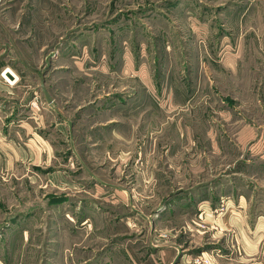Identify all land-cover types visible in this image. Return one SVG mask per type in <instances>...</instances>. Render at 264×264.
<instances>
[{"label": "rangeland", "instance_id": "obj_1", "mask_svg": "<svg viewBox=\"0 0 264 264\" xmlns=\"http://www.w3.org/2000/svg\"><path fill=\"white\" fill-rule=\"evenodd\" d=\"M0 59V264H222L263 208L264 0H0Z\"/></svg>", "mask_w": 264, "mask_h": 264}, {"label": "crops", "instance_id": "obj_2", "mask_svg": "<svg viewBox=\"0 0 264 264\" xmlns=\"http://www.w3.org/2000/svg\"><path fill=\"white\" fill-rule=\"evenodd\" d=\"M29 62V61H28ZM10 64L8 62H6L5 60L2 61L0 59V71L6 69V68H10L7 67ZM12 67H16L14 69H16V71H18L19 73L22 72L21 76L23 77V70L19 67V66H12ZM11 70H13L12 68H10ZM14 71V70H13ZM15 72V71H14ZM16 73V72H15ZM9 74V72H8ZM17 74V73H16ZM18 75V74H17ZM21 76L18 75L19 80L21 79ZM19 82V81H18ZM13 83L12 85L9 83H0V91L6 92L8 93L12 100L15 102H22L24 101L25 97H23V93L22 89L23 88L19 85V83ZM16 84V85H15ZM50 95L53 98V101H55L54 99V95L52 92V89L50 88V85L47 84ZM20 89V92H19ZM46 104H48V101H46ZM51 105H53V103H51ZM16 108V106L13 107H9L8 110L13 111ZM46 107L45 105L43 106V111H42V122L45 120L44 119V114L46 113ZM33 114H35L34 111L29 110V112L27 113V116L20 118L21 120L25 121L23 123H27V121L31 120V117ZM18 117L19 114H16ZM36 115V114H35ZM19 120V119H18ZM12 124H15L17 122L16 119H12ZM33 121V120H32ZM31 121V122H32ZM0 122H2L0 120ZM15 122V123H14ZM29 124V123H28ZM31 127V126H30ZM32 150V149H31ZM31 155H35L31 154ZM47 156L50 155V152H48V154H46ZM256 196H254L252 194V196L249 198V200H247V198H245L243 195L240 198L236 199V209L233 210L234 213H236L233 217L236 219V221H229L230 222H237V224L234 223V227L233 230L235 231V233L233 232L232 234H228V233H224L223 235L226 236L225 237V241L224 246H223V251H224V255L222 256L223 259H221V263L222 264H243L246 262V260L249 258L251 259V263L250 264H264V246L261 244L262 239L264 238V200L263 203L261 204L263 206V208L261 210H256L254 212H252V216H249L248 212L250 211L249 206L252 204H257V201H259L257 198H255ZM207 204L211 203L209 199H205L204 200ZM232 202V200H229L226 204L230 205ZM229 203V204H228ZM255 214L256 217L254 216ZM239 223V224H238ZM254 223V224H253ZM233 224V223H232ZM229 225V224H228ZM227 225V226H228ZM231 223H230V227H231ZM233 236V237H232ZM188 239L190 240V242H195L198 240H201L200 237L195 238V236H193V234L190 236H188ZM234 240H236V242L234 243ZM153 239L151 242V245L149 246L150 248H154L156 246L153 245ZM179 246H183L182 244ZM196 247V246H195ZM189 248V247H187ZM186 248V249H187ZM179 247L177 248L174 245L169 246H161L159 248H156V250L151 251L150 255L146 254L145 256L141 257L138 261L135 259L133 260L134 263L132 264H150L152 263L151 260L152 258H156L157 260H160L162 264H172L178 257L179 254ZM205 251L203 248L199 249V252ZM130 252V251H129ZM125 256H120L118 259L121 260L122 264H127L126 262L129 263L128 259V254L129 257L131 259H134L133 256L131 255V253H125ZM185 255V254H184ZM255 255V257H253ZM155 256V257H153ZM185 257V256H184ZM183 259V258H182ZM121 262H119L121 264ZM245 264H248V262H246Z\"/></svg>", "mask_w": 264, "mask_h": 264}, {"label": "water", "instance_id": "obj_3", "mask_svg": "<svg viewBox=\"0 0 264 264\" xmlns=\"http://www.w3.org/2000/svg\"><path fill=\"white\" fill-rule=\"evenodd\" d=\"M41 88H42V91L44 93V96H45V99L48 101V102H51L52 101V96L50 95V92L45 84V75L44 73L42 72L41 73Z\"/></svg>", "mask_w": 264, "mask_h": 264}, {"label": "built area", "instance_id": "obj_4", "mask_svg": "<svg viewBox=\"0 0 264 264\" xmlns=\"http://www.w3.org/2000/svg\"><path fill=\"white\" fill-rule=\"evenodd\" d=\"M4 72H5V69L1 72V76L2 77H4V79L9 83V84H13L15 81H16V77H11V79H8L6 76H7V74H4ZM202 258V260H203V262H208V260L205 258V257H201ZM196 260H199L198 262L199 263H201V260L200 259H198V257L196 258Z\"/></svg>", "mask_w": 264, "mask_h": 264}, {"label": "bare ground", "instance_id": "obj_5", "mask_svg": "<svg viewBox=\"0 0 264 264\" xmlns=\"http://www.w3.org/2000/svg\"><path fill=\"white\" fill-rule=\"evenodd\" d=\"M8 72H9V74H8ZM4 74H7L6 77H7L8 79H11V77H16V78H18V75H17L13 70H11L10 68H6ZM11 80H12V79H11Z\"/></svg>", "mask_w": 264, "mask_h": 264}]
</instances>
